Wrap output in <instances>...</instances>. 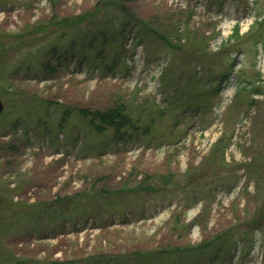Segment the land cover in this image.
Returning <instances> with one entry per match:
<instances>
[{
    "label": "rangeland",
    "instance_id": "obj_1",
    "mask_svg": "<svg viewBox=\"0 0 264 264\" xmlns=\"http://www.w3.org/2000/svg\"><path fill=\"white\" fill-rule=\"evenodd\" d=\"M108 1L0 0V264H264V0Z\"/></svg>",
    "mask_w": 264,
    "mask_h": 264
},
{
    "label": "trees",
    "instance_id": "obj_2",
    "mask_svg": "<svg viewBox=\"0 0 264 264\" xmlns=\"http://www.w3.org/2000/svg\"><path fill=\"white\" fill-rule=\"evenodd\" d=\"M108 3H113V2L109 0ZM100 13H101V8L92 13H89L86 16L85 15L80 16L78 17V19L73 18L72 20H69V22H71L72 24L89 22L93 20V18H95ZM64 21H65L64 25L68 24V21L66 20ZM234 32H235L234 35H237L238 26L234 28ZM225 44L226 43H224V45ZM178 48L180 47L178 46ZM77 111L81 117L88 118L90 127H92L97 133H103L104 130H106L107 128H113L116 131H119L122 128H124L127 125V123H129L128 116L123 113L124 107L121 105H116L114 107L102 111L100 110L91 111L88 109H77Z\"/></svg>",
    "mask_w": 264,
    "mask_h": 264
},
{
    "label": "water",
    "instance_id": "obj_3",
    "mask_svg": "<svg viewBox=\"0 0 264 264\" xmlns=\"http://www.w3.org/2000/svg\"><path fill=\"white\" fill-rule=\"evenodd\" d=\"M2 111H3V104H2V102L0 101V114L2 113Z\"/></svg>",
    "mask_w": 264,
    "mask_h": 264
}]
</instances>
